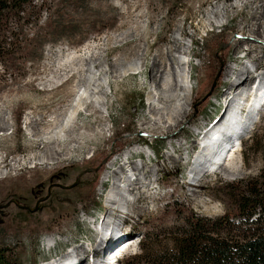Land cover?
I'll use <instances>...</instances> for the list:
<instances>
[{"label": "rangeland", "instance_id": "obj_1", "mask_svg": "<svg viewBox=\"0 0 264 264\" xmlns=\"http://www.w3.org/2000/svg\"><path fill=\"white\" fill-rule=\"evenodd\" d=\"M245 1L63 0L65 13L77 24L68 39L31 41L25 52L0 61V170L8 171L0 178V247L13 255L14 264H56L69 257L72 262L74 253L81 254V264H90L86 244L100 252L101 231L108 229L112 235L103 243L108 246L100 252L103 258L109 264H136L142 247L150 252L171 248L174 227L189 213L217 216L229 208L227 183L259 176L264 106L250 114L249 130L234 137L241 138V148L234 150L233 140L218 165L222 153L214 157L226 144L221 127L228 114L218 104L234 61L245 51L239 68L244 62L264 67V27L263 37L248 31L255 29L248 25L253 8L264 0L248 7ZM46 13L43 9L41 21ZM39 26L29 24L24 32H42L45 27ZM239 39L246 43L235 49ZM171 41L188 52L173 49ZM179 60L186 62L185 71L191 66L192 93L169 86L166 93L175 99L170 105L157 98L164 91L152 79V66L160 62L168 70L173 62L181 74ZM78 100L84 106L64 134L51 143L36 139L35 134L44 137L59 128ZM169 113L175 115L171 120ZM207 122L213 129L199 154L209 159L213 154L204 169L214 171L201 179L194 173L191 185L183 173L186 154L196 153V134ZM44 153L56 158L53 163H41ZM126 160L115 187L127 202L110 210L109 173ZM131 162L144 163L149 174L139 175ZM125 175L130 178L126 185L147 178L133 211L127 204L135 202L139 190L126 192ZM153 180L159 188L151 186ZM114 234L121 236L116 242ZM129 236L132 240L125 241Z\"/></svg>", "mask_w": 264, "mask_h": 264}, {"label": "trees", "instance_id": "obj_2", "mask_svg": "<svg viewBox=\"0 0 264 264\" xmlns=\"http://www.w3.org/2000/svg\"><path fill=\"white\" fill-rule=\"evenodd\" d=\"M56 2L0 0V61L22 52L31 41L41 44L46 38L54 42L69 38L77 24L72 25L63 0ZM43 9L49 13L41 21ZM29 24L45 28L25 33ZM226 186L229 208L217 216L189 213L174 227L171 248L150 252L142 247L135 254L136 264H264V167L258 177ZM12 257L0 247V264H14Z\"/></svg>", "mask_w": 264, "mask_h": 264}, {"label": "bare ground", "instance_id": "obj_3", "mask_svg": "<svg viewBox=\"0 0 264 264\" xmlns=\"http://www.w3.org/2000/svg\"><path fill=\"white\" fill-rule=\"evenodd\" d=\"M255 2H262V0H246L245 2H244V6L245 7H248V6H250L251 4H253V3H255ZM216 14V13H215ZM219 15V14H218ZM217 15V16H218ZM243 25V24H242ZM248 25H252V27L251 28H255L254 30H248L250 33H252V34H256V35H258L259 37H263L262 36V33L260 32V28H262V27H264V1H263V3L261 4V5H256L254 8H253V10H252V13H251V18H250V22H249V24ZM243 28H245V25H243L242 27H241V29H243ZM182 32V31H181ZM242 33V32H241ZM243 34V33H242ZM192 41V40H191ZM179 42V41H178ZM178 42L177 41H171L170 42V45H171V47L173 48V49H179V51H180V53H184V54H186L187 52H188V50H185L184 48H182V46L181 45H178ZM246 43V41H244L243 39H239V40H236L235 42H234V48L235 49H238V48H240V46H242L243 44H245ZM167 50V49H166ZM170 50V49H169ZM168 50V51H169ZM171 51H173V50H171ZM168 54V53H167ZM192 55H195V53H193L192 52ZM74 57V56H73ZM264 57V55L262 54V57L261 58H263ZM180 61V60H179ZM177 62V67L178 68H180L179 70L181 71V70H183V72L180 74L179 72H177L176 71V69L173 67V62H171L170 63V66H169V68H168V70L164 67V68H162L161 69V67H162V65H161V63L160 62H154L153 63V69H154V76L152 75V79H154V81H156L157 82V86L158 87H160L163 91H164V93H159L158 94V92H157V98H158V100L160 101V100H162V101H164V103L165 102H169L170 103V105H173V104H175V99L171 96V95H169V94H167L166 92H167V90L166 89H168V87L170 86V87H172L174 90H181L185 95H187V96H189V94L190 93H192V89L191 88H189V85H188V78H190L191 77V72H190V70H191V66H190V63H189V66H190V68L187 70V71H185V69L183 68V63H185L186 64V62H182L181 63V61L180 62ZM188 65V64H187ZM131 66V65H130ZM247 65L246 64H242L241 66H240V68L238 69V73L236 74V79L234 80V82L233 83H231L230 85H228L227 86V91L229 92V91H231V89L234 87V86H236V89H235V93L233 94V97L231 98V100L228 102V103H226L225 104V114L228 116L227 117V119H226V122H223V124H222V127L221 128H224V131L222 132V135H223V137H224V139H225V146H224V148H223V151H220L219 153H218V155H215L214 154V157H218V156H220V153H222L221 154V159H220V161L222 160V159H225V156H226V153H227V151L229 150V148H227L226 147V145H229L233 140V142H232V146L231 147H233L235 144H234V142H235V140L237 139V138H235L234 139V137H236L239 133H243L245 130H249V129H247L248 128V122H249V120H250V112L252 111V113L254 112V111H256V110H259V108L263 105V103H264V92H262V88L264 87V67L262 68V67H260V66H257L256 64L254 65V68L256 67L257 68V70H256V75L255 74H252L251 72H250V70L251 69H248L247 67H246ZM253 66V65H252ZM183 69H182V68ZM130 70H136L137 69V67L136 66H131L130 68H129ZM167 70V71H166ZM190 74V75H189ZM242 77H244V79L242 80ZM251 77V78H250ZM192 78V77H191ZM251 79V80H250ZM258 81V85L256 86V90L257 91H260L261 92V94L263 95V102L262 103H259V101L255 104V106L254 107H252V108H250L249 109V112L246 114V116L244 117V118H242V116L241 115H238V111H237V108H236V105L239 103V101L241 100V95L242 94H244L243 93V91H245V88L246 87H249L248 85H249V83L250 82H254V81ZM237 81H239V83L237 82ZM169 87V88H170ZM171 88V89H172ZM255 90V91H256ZM160 92V91H159ZM247 92V91H246ZM84 100H85V98H83ZM245 100V99H244ZM84 103V101H80V100H78L77 102H76V104L75 105H72L71 106V109L70 110H68L67 111V113H66V115H65V117H64V119L62 120V123H61V125H60V127L59 128H57L56 127V129L54 130V131H50V132H48L47 134H46V136H44V137H41L40 135H37V134H35L34 136L36 137V139L37 138H40V139H43V141H46V142H49V143H51V142H53V141H55L54 140V138L56 137V136H58V135H62V134H64V127L65 126H67L68 125V123L70 122V121H72L74 118H76V114L78 113V111L81 109V108H83V106L84 105H82ZM168 103V104H169ZM155 107V106H154ZM154 107L152 108V109H154ZM155 110H153V112H154ZM170 111V110H169ZM168 111V112H169ZM176 114V113H175ZM162 115H164V114H162ZM166 115V114H165ZM177 116V115H176ZM163 117V116H162ZM161 117V118H162ZM166 117V116H165ZM173 117H175V115H173V114H171V113H169V115H167V117H166V119L167 120H171V119H173ZM159 119V118H158ZM223 119V118H222ZM221 119V120H222ZM232 119H234V120H239V121H237V122H235L236 123V125H234V123L233 122H231V120ZM156 120V119H155ZM154 120V121H155ZM175 120H176V118H175ZM157 121V120H156ZM159 121V120H158ZM166 122V121H165ZM169 122V121H168ZM172 122V121H171ZM176 122V121H175ZM64 123V124H63ZM161 124V123H160ZM159 124V125H160ZM156 125V124H155ZM168 125V124H167ZM166 125V126H167ZM174 125V124H173ZM232 125H234V126H232ZM165 126V125H164ZM165 126V127H166ZM160 127V126H159ZM169 127V126H168ZM167 131V130H166ZM221 133V132H220ZM45 134V133H44ZM60 135V136H61ZM57 138V137H56ZM238 139H240V138H238ZM50 145V147H51V144H49ZM49 147V146H48ZM239 147V146H238ZM47 148V147H46ZM178 150V149H177ZM50 152V151H49ZM56 152V151H55ZM47 155V154H46ZM51 155V154H50ZM206 156H209V154H201V158H199L198 159V161H197V163H196V167H199V166H201V165H203V163L205 164V165H207L208 163H211V158L213 157V154H211L210 155V159L209 158H207ZM213 157V158H214ZM39 158V160L41 159L42 160V164H49V163H53V160L54 159H56L55 157H54V159H53V157H50V158H48L47 156H45V153H44V155H43V157L42 156H39L38 157ZM237 158H238V156L237 155H235V156H232V162H234V161H236L237 160ZM219 161V162H220ZM40 163V164H41ZM133 162H131V164H132ZM220 164V163H219ZM112 165H114V163L112 164ZM133 165V167L134 168H136L137 170H138V172H139V175H147V174H149V172H150V170H148V169H145V165H144V163L139 167L138 165H137V167H136V165L135 164H132ZM218 165V164H217ZM121 167H122V165H119V167L117 166V168H118V170H116V168L114 169V170H111L110 171V175H112V178H114V182H112V185H111V188H110V190L108 191V193H107V197H106V200H107V204H109L110 206H109V208H110V210L112 209V208H114V206L115 207H121V205L122 204H124L125 205V203L127 202V199L126 200H123V195H121V192L120 191H117L118 190V188L117 187H115L116 186V183H117V180H119L118 179V173H120V171H121ZM108 174V175H109ZM136 174H137V172H136ZM8 175V171L7 170H0V178H5L6 176ZM139 175H137V176H139ZM118 176V177H117ZM106 177H107V175H106ZM121 179V178H120ZM136 179L138 180L139 179V177H136ZM147 179V178H146ZM146 179H144V180H140V181H135V183H131V184H128V185H126L127 186V193H131V192H133L135 189H137V190H139L138 192H136V200H135V202L133 203V204H127V208H128V210H134L135 209V204H136V202L138 201V198H139V196H140V188L143 186V185H147V181H146ZM124 180H125V184H127V183H129V181H130V178H128L127 176L126 177H124ZM119 184H117V186H118ZM126 186H124V187H126ZM131 186V187H130ZM124 193H125V191H124ZM126 197V196H125ZM119 207V208H120ZM115 209V208H114ZM130 212V211H129ZM112 215H114V214H112ZM120 215V214H119ZM109 216V215H108ZM119 217H121V216H119ZM111 219V218H110ZM109 221V220H108ZM111 221H112V219H111ZM106 222H107V220H106ZM121 222V221H120ZM110 223V222H109ZM112 225V224H111ZM115 225V224H114ZM108 226H110V225H108ZM118 227V226H117ZM112 228V227H111ZM115 229V228H114ZM118 230H119V228H118ZM120 231V230H119ZM103 232H105L104 234H103V236H102V241H101V243L103 244H105L106 243V241L110 238V235H112V231L110 230V229H108L107 231H101V234L103 233ZM115 232V231H114ZM117 233V232H116ZM128 235H130V234H128ZM123 236H125V235H123ZM122 236V237H123ZM117 237V239L114 241V242H116L117 240H119L120 238H121V236L119 235V237L117 236V235H115L114 234V239ZM130 240H132V238L131 239H126L125 241H130ZM101 243H100V252H102V250H103V248L106 246V245H101ZM126 243V242H125ZM114 244V243H113ZM108 247V246H107ZM113 247V246H112ZM129 249H131L132 248V244H130L129 246ZM128 247H126L125 249H128ZM70 254V253H69ZM69 254H65L64 256H69ZM71 257L73 258L72 259V262H71V258L69 259V258H67L66 260L64 259V261L62 260V259H58V260H56L55 261V263L56 264H81V262L83 261V259H82V257H81V254H79V253H74L73 255H71ZM65 258V257H64ZM105 258V257H104ZM63 261V262H62ZM62 262V263H61ZM103 262V261H102ZM104 264L106 263V260H105V262H103ZM102 263V264H103ZM99 264H101V263H99Z\"/></svg>", "mask_w": 264, "mask_h": 264}]
</instances>
